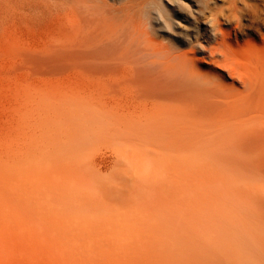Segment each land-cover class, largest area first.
<instances>
[{
	"label": "bare ground",
	"instance_id": "bare-ground-1",
	"mask_svg": "<svg viewBox=\"0 0 264 264\" xmlns=\"http://www.w3.org/2000/svg\"><path fill=\"white\" fill-rule=\"evenodd\" d=\"M224 2L219 13L215 0H4L8 30L26 21L44 35L38 52L35 36L17 41L22 57L55 59L74 108L102 124L148 111V155L195 161L197 219L91 224L69 251L83 264H264V49L239 51L264 0Z\"/></svg>",
	"mask_w": 264,
	"mask_h": 264
},
{
	"label": "rangeland",
	"instance_id": "rangeland-1",
	"mask_svg": "<svg viewBox=\"0 0 264 264\" xmlns=\"http://www.w3.org/2000/svg\"><path fill=\"white\" fill-rule=\"evenodd\" d=\"M224 1L211 6L221 13ZM5 20L0 0V264H75L83 257L69 251L80 250L91 224L197 219L195 161L148 155V147L155 149L148 144V111H112L102 124L98 114L77 110L69 73L55 59L22 57L19 42L35 36L28 51H41L43 32L26 21L8 30ZM259 27L239 37L240 52L264 49V23Z\"/></svg>",
	"mask_w": 264,
	"mask_h": 264
}]
</instances>
